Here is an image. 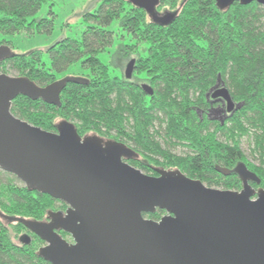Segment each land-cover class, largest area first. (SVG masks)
I'll use <instances>...</instances> for the list:
<instances>
[{"label":"trees","instance_id":"1","mask_svg":"<svg viewBox=\"0 0 264 264\" xmlns=\"http://www.w3.org/2000/svg\"><path fill=\"white\" fill-rule=\"evenodd\" d=\"M45 1L0 0V46L11 49L4 37L24 32L51 34L52 18L27 20ZM159 3L158 16L173 15L167 24L153 21L126 0H102L94 12L84 14L87 25L79 39L64 38L45 52L13 54L1 62L2 73L14 71L40 87L79 62L84 74L78 78L87 83H68L58 107L19 96L11 103V114L45 132H54L59 121H70L80 137L92 134L125 144L141 158L129 164L145 175L156 176V167L179 169L206 187L234 192L242 187L238 175H220L215 168L232 172L243 163L260 180L253 188L264 189V8L236 3L220 11L211 0ZM117 19L120 32L133 42L125 49L135 54L146 45L144 54L133 58L130 81L112 77L98 59L114 42V33L106 27ZM141 76L153 91L151 97L141 91ZM218 76L234 102L242 103L223 124L208 119L205 99ZM242 138L249 141L252 155H258V165L242 152ZM177 147L186 152L173 154ZM0 174L6 177L0 181L3 216L39 222L49 210L66 207L29 191L16 177ZM164 214L158 210L144 217L159 221ZM22 234L30 236L29 245L18 241ZM59 234L71 242L65 233ZM42 244L21 224L0 218V264H48L37 256Z\"/></svg>","mask_w":264,"mask_h":264},{"label":"water","instance_id":"2","mask_svg":"<svg viewBox=\"0 0 264 264\" xmlns=\"http://www.w3.org/2000/svg\"><path fill=\"white\" fill-rule=\"evenodd\" d=\"M126 1L155 22L173 18L156 14L160 0ZM211 1L220 11L236 3L264 8V0ZM12 55L10 47L0 46V63ZM134 64L130 60L124 69L126 81ZM68 83L87 84L65 77L40 87L26 77L0 73V171L66 206L63 212L49 210L39 222L0 214L44 243L39 258L48 264H264V189L250 185L259 186L260 180L245 164L232 172L215 168L220 175H238L242 187L234 192L206 187L179 169L156 168V176L145 175L128 163L138 155L125 144L92 134L80 137L70 121L45 132L11 114L19 96L58 107ZM140 88L153 95L148 85ZM209 95L213 103H223L224 119L241 110L219 76L205 99ZM158 210L165 212L159 221L144 217ZM19 239L23 245L31 241L27 234Z\"/></svg>","mask_w":264,"mask_h":264},{"label":"rangeland","instance_id":"3","mask_svg":"<svg viewBox=\"0 0 264 264\" xmlns=\"http://www.w3.org/2000/svg\"><path fill=\"white\" fill-rule=\"evenodd\" d=\"M102 0H46L40 7V10L27 20H40L41 18L53 19V31L51 34H35L28 35L21 33L15 36L4 37V39L11 43L12 54H30L31 51L45 52L53 44L63 40L64 38L79 39L81 34L85 31L84 14L94 12ZM109 31L114 33V42L107 48L105 53L98 55L99 61L108 66L112 77H124V69L130 60H133L137 55L144 54L143 49L146 45H140L137 52L131 53L130 50L125 49V46L133 44V42L124 33L120 32L119 20H114L106 27ZM130 52V53H129ZM125 53H129L125 55ZM44 61L47 57L44 54ZM0 73H2L0 71ZM4 74V73H2ZM7 76L18 77L17 73L11 70H6ZM84 74L81 71L79 62L70 66L65 72L59 74L57 80L65 77H80ZM142 76L138 78L139 84H146L141 81ZM147 85V84H146ZM241 150L245 153L247 160L250 163L258 165L257 154L254 156L250 152V143L245 138L241 140ZM186 151L177 147L172 150L175 155H183ZM2 173V172H1ZM5 175L0 174V181L4 182ZM224 190V189H223ZM239 191V190H238Z\"/></svg>","mask_w":264,"mask_h":264},{"label":"flooded vegetation","instance_id":"4","mask_svg":"<svg viewBox=\"0 0 264 264\" xmlns=\"http://www.w3.org/2000/svg\"><path fill=\"white\" fill-rule=\"evenodd\" d=\"M163 16V15H162ZM222 82V81H221ZM223 83V82H222ZM142 85H140V87H141ZM214 87V86H213ZM212 89V88H211ZM210 91V90H209ZM208 91V92H209ZM215 92H217V90H213L211 93H210V95L211 94H214ZM210 95H209V97H208V100H207V102H209V105H210V108H209V110L210 111H212V113H211V115H210V119L212 120V121H215V122H221L220 121V119H224V117H225V115H224V113H223V109H224V106H223V103L222 102H217V103H213L212 102V99L210 98ZM225 121H226V119H224ZM133 150V149H132ZM133 151H135V150H133ZM136 154L138 155V158L137 159H134V160H131V161H128V163L129 162H137V161H140V154L139 153H137L136 152ZM156 168H159V167H156ZM155 168V169H156ZM154 171V170H153ZM155 173V172H154ZM250 185H252V187H253V184H251L250 183ZM257 189V188H256ZM255 189V190H256ZM66 210V207L63 209V210H61L62 212L63 211H65ZM53 211H56V212H60V211H57V210H53ZM45 220H46V218H45ZM44 220V221H45ZM22 235H24V234H22ZM22 235H20L19 237H18V241L20 242V237L22 236ZM28 235V234H27ZM30 237V236H29ZM43 243V242H42ZM44 245V243L42 244V246Z\"/></svg>","mask_w":264,"mask_h":264}]
</instances>
